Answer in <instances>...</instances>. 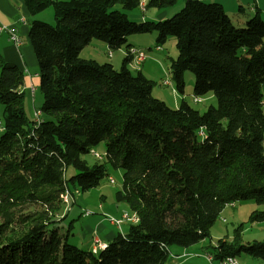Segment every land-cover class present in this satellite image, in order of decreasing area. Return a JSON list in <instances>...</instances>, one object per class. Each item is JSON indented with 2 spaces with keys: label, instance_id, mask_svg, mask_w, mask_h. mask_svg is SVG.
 I'll return each mask as SVG.
<instances>
[{
  "label": "trees",
  "instance_id": "1",
  "mask_svg": "<svg viewBox=\"0 0 264 264\" xmlns=\"http://www.w3.org/2000/svg\"><path fill=\"white\" fill-rule=\"evenodd\" d=\"M31 17L49 5L54 25L32 19L28 37L42 94L36 122L25 110V75L0 54V264H167L168 248L188 247L230 202L264 204V19L260 11L237 28L223 5L186 0L171 17L128 19L110 9L140 7V0H23ZM177 0H145L144 10H165ZM241 9V7H240ZM155 33L157 46L175 39L170 63L174 90L212 93L202 113L183 98L175 108L152 95L153 81L134 74L124 57L110 62L79 56L92 39L128 49L130 34ZM156 46V47H157ZM104 142L102 163L83 158ZM106 164L122 170L114 193L137 221L96 254L68 242L59 222L71 186L96 187ZM68 168L76 172L66 176ZM71 185V186H70ZM264 219L253 211L249 221ZM213 260L244 253L264 261V240L212 246Z\"/></svg>",
  "mask_w": 264,
  "mask_h": 264
},
{
  "label": "rangeland",
  "instance_id": "2",
  "mask_svg": "<svg viewBox=\"0 0 264 264\" xmlns=\"http://www.w3.org/2000/svg\"><path fill=\"white\" fill-rule=\"evenodd\" d=\"M185 1L186 0H177L174 6L167 8L166 10L169 12V14L166 17H171L173 14L177 13L184 6ZM250 2L251 0H245V2H243L242 6L245 13L250 11ZM261 7V18L264 19V6ZM110 9H116L123 13L125 12L128 19L131 21H141L142 15L144 16L145 20H158L155 14L157 11L153 8L144 10L143 6H138L134 9L124 10L120 4H116ZM226 9L229 12V5L226 6ZM229 14L232 15L231 12H229ZM241 14L245 16L244 13ZM34 19L54 25L55 20L53 6L49 5L45 9L39 11L36 14V18L34 17ZM245 23L238 25L236 22H233L234 26L237 28L244 27ZM127 42L143 50L145 53L143 59L132 55L129 48L125 49V54L124 48L110 50L107 48V46L103 45V42L97 39H92L89 44L83 47L79 53V56L85 59H95L99 62H110L116 70H119L124 57L127 56L129 60L127 67L130 69V71L135 74L137 70H140L139 68H141L143 73L153 81L152 95L163 100L169 107H177L182 98L200 113L204 112L209 107V105L216 104L215 97L212 93H208L205 96L199 97L201 98L200 102L194 101V75L190 71H185L183 74L185 82L184 93L180 94L174 90L175 86L170 76V63L177 57L178 52L175 47V39L173 36H168L163 43L159 44V49H156L157 43L155 41L154 32L145 34H130L127 36ZM33 56L36 62L35 54H33ZM166 78L171 80V84L163 82V80ZM31 91H33L31 94L32 96L34 95L36 104H41L42 94L39 89L35 87L34 90L31 89ZM261 93L263 102L262 110L264 113V82L262 83ZM0 123H2L1 104ZM93 150L101 155L100 159L94 157L91 152L90 154L84 155L83 158L90 165L94 163H102L104 161L103 155L105 153L104 142H100L95 148H93ZM75 172L76 171L73 168H68L66 176L68 177ZM106 174L107 175L102 179L98 186L88 189L84 192L76 191L70 185L72 190L67 194L68 202L66 203L64 210V214H66V216L58 223L60 229L63 232H66L68 229H70V235L68 237V242L70 244L79 245L76 239L80 237L82 227H85L86 220L90 218L97 216L108 226L109 220L105 218L102 209H98L97 205L102 200H100L101 196H106L103 201L105 208L107 204H110L114 200V193L122 187V170L120 168H113L109 164H106ZM109 179H112L113 182H110ZM119 205L122 206L121 203H119ZM85 210L90 211L91 215L84 217L83 213ZM263 210L264 204H257L251 199L235 201L233 207L226 206L219 214L214 224L211 225L209 229V236L207 238L200 240L186 248L178 245L170 246L168 248L169 256L167 264H217V260L214 259L212 262H210L206 258V255H213L214 250L212 246H214L217 240L220 238H225L228 241L242 245L264 240V219L255 222L249 221V216L253 211ZM128 212L132 214L131 211L128 210ZM112 214V216L116 215L115 212ZM220 218L225 219V221H221ZM130 224L125 221L122 224L121 229L127 230ZM114 230L115 232L118 231L117 229ZM78 247L85 250L87 249L85 245H79ZM237 258L242 264H264L263 260L250 257L244 253H240Z\"/></svg>",
  "mask_w": 264,
  "mask_h": 264
},
{
  "label": "crops",
  "instance_id": "3",
  "mask_svg": "<svg viewBox=\"0 0 264 264\" xmlns=\"http://www.w3.org/2000/svg\"><path fill=\"white\" fill-rule=\"evenodd\" d=\"M211 1H219L223 5L224 10H226V13L229 15V17L231 16L230 18L232 22H236V24L238 25L244 24L246 20L255 13L256 9H258L261 14V6H264V0H251V2L249 3L250 11L248 13H245L244 8L242 6L245 0ZM228 5L230 8L229 12H231L232 15H230L226 9V6ZM156 11L157 12L155 14L158 19H164L169 14L166 9ZM241 13H244L245 16H243V14ZM34 17L36 18V14L31 17L23 0H0V54L6 62H10L17 65L24 72L25 110L31 119H34V111L39 110L40 107V104H36V100H34V95L32 96L31 94V92H33L31 91V89L34 90L35 87L38 89L39 83L38 65L36 64L37 60L35 62L33 56L34 51L30 40L28 41L30 23L31 20L34 19ZM141 20H145L143 15L141 16ZM11 34H14L16 36V39L17 41H19V43H15L16 41L11 38ZM128 44H130V46L136 47L131 43ZM103 45L106 46L105 43H103ZM139 69L140 71H142L141 68ZM105 197L106 196H101L100 200H102L97 205L98 209H102L105 218L107 215H113L112 213L114 212L116 214L114 216L117 217L121 214L122 211L129 210L126 204L122 202H117L115 198L110 204H107L105 208V205L103 203ZM119 203H121L122 206H120ZM85 211L83 213L84 217H88L89 215H91H85ZM108 223L109 224L107 226L105 222L97 216L86 220L85 227H82V230L80 232V237L76 239L78 244L82 246L85 245L87 250H90L93 245V236L99 237L104 244H107V242L110 241L117 234V232H120L122 234L126 232V230L121 229V227L117 228L109 221ZM114 229H117L118 231L115 232Z\"/></svg>",
  "mask_w": 264,
  "mask_h": 264
},
{
  "label": "built area",
  "instance_id": "4",
  "mask_svg": "<svg viewBox=\"0 0 264 264\" xmlns=\"http://www.w3.org/2000/svg\"><path fill=\"white\" fill-rule=\"evenodd\" d=\"M144 3H145V2H142V1L140 0L141 7H142V6L144 7ZM142 9H143V8H142ZM11 38H12L14 41H16L15 43H19V41H17L16 36H15L14 34H11ZM129 48H131V49H133V50H136V51H137V56L140 57V59H141V58L143 59L144 54H141V52H140L139 50H137L136 47L131 46V47H129ZM158 48H159V47H158ZM163 82H166V83L171 84V80H170L169 78L164 79ZM171 87H172V86H171ZM194 101H196V102H200V101H201V98H199V97H194ZM33 116H34V120L36 121L37 118L39 117V113H37V110L34 111ZM0 127H1V123H0ZM91 151L96 152V151L93 150V149H92ZM109 181L113 182L112 179H109ZM67 194H68V192L66 193V197H63V200H64L66 203L68 202ZM225 206H231V207H233V206H234V202L227 203ZM88 214H90V212H89L88 210H86V211H85V215H88ZM106 218L109 220L110 223L116 225L118 228H120L121 225H122L125 221H127V222H129V223H135V222L137 221V217H136L135 213H133V212H132V214H130V212H121V214H120L119 216H117V217H116V216H112V215H107ZM220 219H223V218H220ZM99 242H102V241L100 240V238H94V236H93V239H92V243H93V245H96V244L99 243ZM206 258H207L210 262L213 261V258H212L211 255H206ZM217 264H242V263L238 260L237 256H225V257H223L222 259L217 260Z\"/></svg>",
  "mask_w": 264,
  "mask_h": 264
},
{
  "label": "bare ground",
  "instance_id": "5",
  "mask_svg": "<svg viewBox=\"0 0 264 264\" xmlns=\"http://www.w3.org/2000/svg\"><path fill=\"white\" fill-rule=\"evenodd\" d=\"M141 1H142V2H145V0H141ZM140 7H141V4H140ZM156 49H159L158 46H157ZM129 50L131 51L130 53H132V55L137 56V51H136V50H133V49H131V48H129ZM137 50H139V51L141 52V54H145V53L143 52L142 49L137 48ZM37 113H39V117L37 118L36 122L39 121V118H40V110H37ZM90 152L94 155V157H96V158H98V159L101 158V155H100L98 152H93V151H90ZM110 182H111V181H110ZM63 197H66V193L63 195ZM122 212H128V211H122ZM221 221H225V219H221ZM94 238H99V237L94 236ZM105 246H106V244H104L103 242H99V243H97L96 245H92L91 250H92V252H93L94 254H96V253L98 252L99 249H102V248H104Z\"/></svg>",
  "mask_w": 264,
  "mask_h": 264
}]
</instances>
